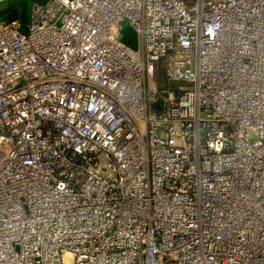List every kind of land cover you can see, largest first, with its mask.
Wrapping results in <instances>:
<instances>
[{
  "label": "built area",
  "instance_id": "1",
  "mask_svg": "<svg viewBox=\"0 0 264 264\" xmlns=\"http://www.w3.org/2000/svg\"><path fill=\"white\" fill-rule=\"evenodd\" d=\"M1 18L0 264H264V0Z\"/></svg>",
  "mask_w": 264,
  "mask_h": 264
},
{
  "label": "crops",
  "instance_id": "2",
  "mask_svg": "<svg viewBox=\"0 0 264 264\" xmlns=\"http://www.w3.org/2000/svg\"><path fill=\"white\" fill-rule=\"evenodd\" d=\"M46 1L47 0H29L28 1V3H27V13L25 12H22L23 14H21V16H19L18 14H17V12H16V10H15V6L16 5H22V4H24V2H21L20 0H18V2L17 3H12L11 5H8V7H13L14 9H12L11 10V12H10V15L8 14H6L7 15V17H5L4 15H3V12H5V11H3V7L6 5V4H8V3H6L5 5L3 4V5H1L0 6V16L3 18L4 17V19L6 18L7 20H9L10 19V21H12V20H22V21H27L28 20V15H29V10H30V7H31V5H32V3H34V2H38V3H42V4H44V3H46ZM24 15V17H22Z\"/></svg>",
  "mask_w": 264,
  "mask_h": 264
},
{
  "label": "rangeland",
  "instance_id": "3",
  "mask_svg": "<svg viewBox=\"0 0 264 264\" xmlns=\"http://www.w3.org/2000/svg\"><path fill=\"white\" fill-rule=\"evenodd\" d=\"M21 2H24V4H22V5H16L15 6V10H16V12H17V14L19 15V16H21V14H23L22 12H26L27 13V3H28V1L29 0H20ZM18 1H15V2H11V3H8V4H4L5 6L3 7V11H5V12H3V15L5 16V17H7V15L9 14L10 15V12H11V10L12 9H14L12 6L11 7H8V5H11L12 3H17ZM7 14V15H6ZM22 17H24V15L22 16ZM1 19H3L4 20V17L3 18H1ZM6 19V18H5ZM10 20V19H9ZM133 45H135V42H134V44Z\"/></svg>",
  "mask_w": 264,
  "mask_h": 264
},
{
  "label": "trees",
  "instance_id": "4",
  "mask_svg": "<svg viewBox=\"0 0 264 264\" xmlns=\"http://www.w3.org/2000/svg\"><path fill=\"white\" fill-rule=\"evenodd\" d=\"M125 41L130 44L133 45L134 44V38L133 35L129 34L128 37L125 39Z\"/></svg>",
  "mask_w": 264,
  "mask_h": 264
}]
</instances>
